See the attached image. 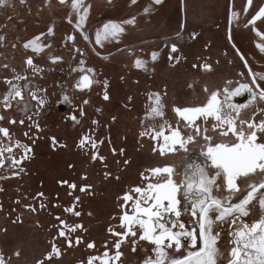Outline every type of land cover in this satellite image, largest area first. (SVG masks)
Listing matches in <instances>:
<instances>
[{"label": "flooded vegetation", "instance_id": "1", "mask_svg": "<svg viewBox=\"0 0 264 264\" xmlns=\"http://www.w3.org/2000/svg\"><path fill=\"white\" fill-rule=\"evenodd\" d=\"M11 1L8 0L6 4ZM223 1L226 5L223 2L222 7L211 12L213 17L210 20L211 25L204 28L193 21L188 22L189 10L186 8V0H180L181 21L177 31L183 25L181 40H176L177 31L172 35L163 31L166 35H161L160 39L149 37L145 41L140 39L124 47H119L115 41H105L102 47L94 43L89 25H85L84 31L89 33L93 42L84 41L79 37L75 44L68 41L67 36L76 33L75 25L61 28L47 25L38 31L29 25H23L19 27L20 29L12 31L19 32L17 35L10 36L7 33L1 35L4 39L0 40V96L6 91V85L2 81L5 77L11 78V69L15 68L20 74H29L30 69L27 68L25 60L28 56H33L35 63L44 69V72L34 79V83L47 89L49 99V106H46L40 116L33 117V120L39 123V129L35 128L33 121L28 120H25L24 125L0 122V126L10 127L14 139H20L32 147L30 158L22 165L25 171L19 176H12L11 170L0 171V174L9 176L6 180H0V186L4 189L0 192L2 206L0 250L8 264H38L41 260L44 264H87L90 256H102L106 250L109 256L114 255L113 245L118 238L110 234L109 228L121 231L118 225L122 195L133 186L142 183L140 174L149 167L171 163L177 166L178 171L181 168L180 153L161 157L152 151L156 142L148 137H140V132L144 130L146 124L144 118L147 106L151 103L147 98L148 94L161 93L165 108L164 117L160 119L173 122L177 118L173 112L175 106H192L205 101L204 87L209 90L220 88L227 79L244 82L245 78L239 77L238 73L241 71L246 73L247 69L232 48V42L245 54L249 66L254 71H264L262 58L264 53H260L256 47V43L259 42L257 39L260 37L256 36L251 25L248 28L244 27L255 10L264 5V0H254L247 16L242 14L238 21L231 20V11L234 8L242 12L246 0ZM50 2L59 9L66 8L59 0ZM149 2L145 1L144 5ZM161 7L162 3L155 5L153 9ZM140 14L146 17L150 15ZM256 26L264 31V22L258 21ZM50 27L53 28L54 35H45L41 38L43 43L51 45L50 48L37 55L31 49L23 47L35 36L46 34ZM230 30L232 42L228 40ZM214 31H220L222 34L220 39L224 46H221L220 50L212 38L216 35ZM32 32L37 35H32ZM193 33L197 34L194 40L190 38ZM203 33H210L206 42L201 39ZM172 42L180 46V54L186 57L175 67L168 59L169 48L164 47L165 44ZM75 47L81 48L83 54L73 51ZM252 49L260 57H255ZM151 51L161 52L155 62L149 58ZM97 52L100 55H97ZM55 55L62 56L63 61L51 63L49 56ZM103 56H108L109 59L105 60ZM136 58L149 61L147 71L133 66ZM80 60L85 61V68L92 67L95 70V79L108 81L109 100L103 99L105 91L103 83L93 84L90 89L83 91L73 87L82 73L72 72L71 68L76 67ZM217 61L219 63H216ZM205 62L212 64L211 71L192 67L194 63ZM5 64L9 67H3ZM189 84L193 87L189 88ZM65 91L72 99L70 104L59 102ZM128 97L132 99L129 100ZM247 98L248 94L245 93L241 97H235L234 101L246 103ZM84 100H88L89 103L84 105L82 103ZM260 106H264V103ZM80 108H83L85 115H80ZM252 111L251 107L242 110L241 116L247 117ZM0 112L15 117L17 121L24 118L21 113L13 110L5 112L2 107ZM73 114L80 121L79 124L70 118ZM94 120L98 121V124H93ZM24 132H28L29 135L25 137ZM85 134L104 141L98 146L100 154L106 158L104 161L99 159L93 161L92 149L82 150L78 147L80 138ZM113 148L116 150L115 153L112 152ZM120 149H124L123 155L120 154ZM187 158L192 164L209 163L200 155L198 149L188 153ZM125 160L130 163L125 164ZM105 172L112 175L105 179ZM85 176L87 179L83 178ZM116 176L120 179H115ZM61 181L68 183L62 184ZM72 183L76 184L75 189L69 187ZM84 185L92 187L81 192L80 188ZM41 192L44 193L43 197L38 196ZM76 197H79V201H76ZM40 204H44L45 207L41 208ZM26 205H32L36 211H31ZM71 206L81 213L79 217L65 211ZM251 208L250 216L245 218L249 223L258 219L260 215V209L255 202ZM17 216L20 217V222L13 223ZM57 217L70 224L80 223L86 229L77 230L72 234V247L68 246L64 238L58 237L61 225ZM5 229L6 231H3ZM75 236L82 237L79 245L75 244ZM229 240L228 225H225L218 243L225 255L229 250ZM91 242L95 243V247L90 249L87 245ZM53 243L60 248L61 255L59 257L53 255L52 259L48 260L46 257L51 252ZM131 247L130 241L122 243L121 261L110 260L109 264H141L146 255L142 249L151 251V246L143 241L137 244L135 253ZM17 251L20 253L19 256L15 255ZM94 264H99V261H94Z\"/></svg>", "mask_w": 264, "mask_h": 264}, {"label": "snow or ice", "instance_id": "2", "mask_svg": "<svg viewBox=\"0 0 264 264\" xmlns=\"http://www.w3.org/2000/svg\"><path fill=\"white\" fill-rule=\"evenodd\" d=\"M7 2L8 0H0V5ZM24 2L25 0H21V3ZM137 2L138 0H131L132 4ZM59 3L70 8L68 22L74 24L76 29V33L69 34L67 40L75 44L79 37L84 41L93 42L89 33L84 31L92 5L86 0H59ZM161 3L163 0H151L143 12L150 14L153 5ZM253 3L254 0H246L242 12L233 8L231 20L238 21L242 14L247 16ZM258 21L264 22V5H260L244 24L245 28L251 25L256 36L260 37L256 47L260 53H264V31L256 26ZM136 22L135 16L123 21L109 20L95 30L94 43L102 47L105 41L119 43L127 27L134 26ZM182 32L183 25L176 32V40L183 39ZM45 35H54L53 28L50 27L46 34L35 36L23 47L31 49L37 55L43 53L46 48L51 47L41 41ZM196 36L197 34L193 33L190 38L194 40ZM3 39L4 37H0V40ZM228 40H233L231 30ZM231 46L247 69L246 73H238L239 77L245 78L244 82L227 79L220 88L209 90L204 87L205 101L198 105L175 106L173 112L177 118L173 122L160 119L164 117L165 108L161 93L148 94L147 98L151 103L147 106L144 118L146 124L140 132V137H148L156 142L152 151L161 157L180 153L181 168L178 171L176 165L163 163L141 172L142 183L130 188L120 198L122 203L119 205L121 213L118 227L121 231L109 228L110 234L118 238L113 245L114 255L109 256L106 250L102 256H90L87 264H94V261L109 264L110 260L120 262L123 256L120 249L125 241H130L133 253L137 251V244L141 241L151 246L150 252L146 248L142 249L146 255L141 264H264V106H260L264 103V71H254L237 45L232 42ZM164 47L169 48L168 59L173 62V67L180 64L181 59H186L180 54V46L176 42L165 44ZM73 51L83 54L79 47H75ZM96 54L100 55L99 52ZM160 54V51H151L149 58L155 62ZM49 59L51 63L63 61V57L59 55L49 56ZM103 59L107 60L109 57L103 56ZM148 62L136 58L133 66L147 71ZM25 64L30 73L20 74L12 68L11 78L5 77L2 81L6 85V91L0 96V107L5 112L13 110L21 113L24 118L17 121L15 117L0 112V122L24 125L25 120H28L33 121L35 128L39 129L40 125L33 117L41 115L46 106H49V99L47 89L35 84L34 79L38 78L44 69L35 63L33 56H28ZM3 67L8 68L9 65L5 64ZM192 67L211 71L213 66L205 62L194 63ZM71 71L82 73L73 85L75 89L83 91L90 89L93 84L103 83V99H110L107 92L108 81L95 79V70L92 67L85 68V61L80 60ZM188 86L193 87L192 84ZM245 93L248 94L246 103L234 101L235 97H241ZM166 94L165 92L164 95ZM128 99L131 100L132 97ZM59 102L72 103L67 91ZM82 103L86 105L89 101L84 100ZM249 107L253 108L251 114L242 117V110ZM80 115H85L83 108H80ZM70 118L77 124L80 123L75 114ZM92 123L98 124V121L94 120ZM23 135L27 137L29 133L24 132ZM103 143V140L85 134L80 138L78 147L82 150L92 149L93 161H104L106 158L100 154L98 147ZM197 149L209 162L207 165L192 164L188 161L187 154ZM112 152L115 153L116 150L113 148ZM31 153V145L14 139L10 127L0 126V171L11 170L12 176H19L25 171L22 165L30 158ZM123 153L124 149H120V154ZM124 163L128 164L130 161L125 160ZM111 175L110 172L104 173L105 179ZM8 178V175L0 174V180ZM83 178L87 179L86 176ZM115 179L119 180L120 177L116 176ZM69 187L75 189L76 184L72 183ZM91 187L92 185H84L80 191H87ZM3 191L0 186V192ZM43 195L42 192L38 193L40 197ZM75 199L79 201V197ZM254 202L260 209V215L249 223L245 218L250 216ZM26 207L36 211L32 205ZM40 207L44 208L45 205L40 204ZM65 211L77 217L81 215L79 211H75L74 206L66 208ZM57 220L61 225L58 237L64 238L68 246L72 247V234L84 229V226L80 223L70 224L59 217ZM16 222H20L19 216L13 221ZM225 225H228L230 237L227 255L218 246ZM74 241L79 245L82 237L75 236ZM87 247L94 248L95 243L91 242ZM15 255L19 256L20 253L17 251ZM53 255H61L56 243L52 244L46 259L51 260ZM0 264H8L2 250ZM38 264H44V261H38Z\"/></svg>", "mask_w": 264, "mask_h": 264}, {"label": "rangeland", "instance_id": "3", "mask_svg": "<svg viewBox=\"0 0 264 264\" xmlns=\"http://www.w3.org/2000/svg\"><path fill=\"white\" fill-rule=\"evenodd\" d=\"M145 1L147 0H138L136 4H132L131 0H111V3H109V0H86L92 7L85 25L91 27V33L94 37L95 30L101 28L109 20L123 21L135 16L137 18L136 24L127 27L126 33L122 35L118 43L119 47H124V45L139 41L140 39L141 41H145L149 37L160 39V36L164 34L163 31H166L169 35L174 34L181 21L180 0H164L162 3L163 7L153 9L152 13L147 17L140 14L144 13V7L151 3V0H149L150 2L144 5ZM223 2L226 5V2L223 0H186V8L189 10L188 22L191 23L193 21V23L204 28L211 25L210 20L213 18L211 12L216 8L222 7L223 5L221 4ZM63 7L66 8L64 10L59 9L50 0H25L24 3H21V0H12L8 4L0 5V37L6 33L10 36L17 35L19 32L12 31L20 29L19 27L23 25L36 28V31L44 29L47 25L57 28L74 25L68 22L70 8L67 5ZM214 32L216 35L212 36V38H214L215 46L220 50L222 49L221 46H224V43L220 39L222 34L220 31ZM29 34L27 33V35ZM32 35L37 34H33L32 32ZM201 36L202 41L206 42L209 39L210 33H203ZM257 40L260 42V38ZM252 53L255 57H260L257 56L258 53L256 54L253 49Z\"/></svg>", "mask_w": 264, "mask_h": 264}]
</instances>
